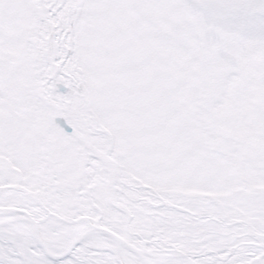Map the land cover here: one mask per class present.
Listing matches in <instances>:
<instances>
[{"label":"snow or ice","instance_id":"snow-or-ice-1","mask_svg":"<svg viewBox=\"0 0 264 264\" xmlns=\"http://www.w3.org/2000/svg\"><path fill=\"white\" fill-rule=\"evenodd\" d=\"M0 264H264V0H0Z\"/></svg>","mask_w":264,"mask_h":264}]
</instances>
